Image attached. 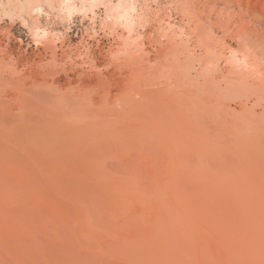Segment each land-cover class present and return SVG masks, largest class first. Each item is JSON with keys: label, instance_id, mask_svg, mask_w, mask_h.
Wrapping results in <instances>:
<instances>
[{"label": "rangeland", "instance_id": "1", "mask_svg": "<svg viewBox=\"0 0 264 264\" xmlns=\"http://www.w3.org/2000/svg\"><path fill=\"white\" fill-rule=\"evenodd\" d=\"M186 1L136 0L134 13L143 22L135 30L117 21L107 0L70 14L61 0H40L42 14L25 8L26 25L4 19L0 103L7 108H0V120L74 123L79 128L66 136L60 160L104 161L119 176L143 171L146 193H173L169 177L178 180L177 190L183 186L189 194L221 193L222 183L255 194L254 186L264 185V14L258 7L249 13L237 0H193L203 7L195 13L203 29L198 32L192 18L179 13L177 3ZM16 3L28 5L26 0ZM8 13L20 15L15 7ZM224 24L232 31H225ZM37 27L50 32L48 39L36 35ZM239 28L248 30V37ZM239 78L260 86H239ZM185 107L189 123L181 120ZM82 129L99 134L83 145ZM172 172L173 178L168 176ZM154 201L162 209L157 194ZM189 216V232L198 234L200 219Z\"/></svg>", "mask_w": 264, "mask_h": 264}, {"label": "bare ground", "instance_id": "2", "mask_svg": "<svg viewBox=\"0 0 264 264\" xmlns=\"http://www.w3.org/2000/svg\"><path fill=\"white\" fill-rule=\"evenodd\" d=\"M26 1L31 11L42 14L40 0ZM98 1L101 0H79V5L74 0H61V3L70 14L90 9ZM107 1L108 10L118 22L122 21L124 27L132 30L143 22V18L134 13L136 0ZM194 1L176 3L180 14L192 18L194 30L203 32L195 15L202 4L196 2L197 6ZM237 1H242L251 11L249 13L257 11L258 7L261 15L264 14V0ZM212 4L215 3L208 6ZM228 10L224 12L228 13ZM226 26L223 27L225 31L231 27ZM238 31L245 36L248 32L244 28ZM35 33L45 39L50 35L47 29L38 27ZM238 80L239 86L255 87L253 89L260 86ZM234 86L236 89L237 85ZM0 108L5 110L7 107L0 103ZM187 110L186 107L183 109L181 120L189 123ZM162 121H159L161 127ZM65 122L58 119L35 122L0 120V264H264V245L259 243H264L262 181L259 180L260 187L257 181V185H253L255 194L246 192L245 186L243 189L231 183H222L221 193L189 194L183 186L181 190L176 189L179 182L173 178L172 172L168 176L173 179H166L170 180L173 193H146L148 182L142 177V167L140 172L131 170L125 176H119L107 169L104 161L60 160L66 136L69 131L79 128L74 123ZM194 127L198 126L195 124ZM96 130L90 134V129L85 133L82 129L84 141L80 137L79 141L87 145L92 141L89 137L95 138L99 134ZM1 139L9 143L6 145ZM80 149L87 148L81 146ZM182 179L181 183L185 181ZM165 184L170 186L169 181ZM156 194L164 203L162 209L154 201ZM191 214L200 219L198 234L189 232L192 229ZM96 253L100 255L98 258Z\"/></svg>", "mask_w": 264, "mask_h": 264}, {"label": "clouds", "instance_id": "3", "mask_svg": "<svg viewBox=\"0 0 264 264\" xmlns=\"http://www.w3.org/2000/svg\"><path fill=\"white\" fill-rule=\"evenodd\" d=\"M11 7H15L18 10V12L20 13V15H16V16L9 15L8 9ZM27 7H28V5H24V4H20V3H17L15 5L4 4L3 0H0V22H3L4 19H8L13 23H15V22H17V20H19L21 23L26 25V21H24L22 14H23L25 8H27Z\"/></svg>", "mask_w": 264, "mask_h": 264}]
</instances>
